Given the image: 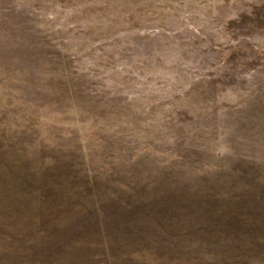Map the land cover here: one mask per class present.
I'll return each mask as SVG.
<instances>
[{
    "label": "rangeland",
    "instance_id": "obj_1",
    "mask_svg": "<svg viewBox=\"0 0 264 264\" xmlns=\"http://www.w3.org/2000/svg\"><path fill=\"white\" fill-rule=\"evenodd\" d=\"M0 264H264V0H0Z\"/></svg>",
    "mask_w": 264,
    "mask_h": 264
},
{
    "label": "trees",
    "instance_id": "obj_2",
    "mask_svg": "<svg viewBox=\"0 0 264 264\" xmlns=\"http://www.w3.org/2000/svg\"><path fill=\"white\" fill-rule=\"evenodd\" d=\"M189 219L194 220L191 221L192 222L191 229L183 230L184 228H181V230H183L184 233L186 234L185 238L188 241L196 240V242H198L196 246H200L204 244L209 248H214L219 250L224 248L228 243V246L231 249H235L241 246L246 248L247 250L248 249L251 250V245L247 247L248 244L252 243L254 246H256V244L259 245V241L262 240L261 236L263 235V233H260L259 230H252L245 228L244 226H238V225L237 226L235 225L232 226L230 224L224 225V223L223 225L220 226H217L216 224L208 226L207 224H200L199 222L200 220L198 217L196 218L190 216ZM211 219L215 223L229 220L227 216H218L215 217V219L209 216V217H205L203 220L211 221ZM157 220L161 222L162 226L165 224H167L168 226H172V225L175 226V222L177 219L173 220L172 217H161L160 219ZM240 222H242V220H240ZM174 231L176 230H173L172 233H174ZM175 234H178V232H175ZM150 239H152V237Z\"/></svg>",
    "mask_w": 264,
    "mask_h": 264
}]
</instances>
